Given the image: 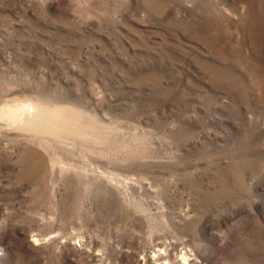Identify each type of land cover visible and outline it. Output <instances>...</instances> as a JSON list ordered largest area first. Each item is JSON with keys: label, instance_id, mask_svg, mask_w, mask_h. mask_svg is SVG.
<instances>
[{"label": "rangeland", "instance_id": "374dc122", "mask_svg": "<svg viewBox=\"0 0 264 264\" xmlns=\"http://www.w3.org/2000/svg\"><path fill=\"white\" fill-rule=\"evenodd\" d=\"M0 107V264H264V0H0Z\"/></svg>", "mask_w": 264, "mask_h": 264}, {"label": "bare ground", "instance_id": "6f19581e", "mask_svg": "<svg viewBox=\"0 0 264 264\" xmlns=\"http://www.w3.org/2000/svg\"><path fill=\"white\" fill-rule=\"evenodd\" d=\"M18 102V101H17ZM24 105V104H23ZM27 106V105H26ZM4 107V106H3ZM12 107V106H11ZM30 108V107H29ZM59 108V107H58ZM0 109H1V107H0ZM30 109H32V108H30ZM30 109H29V111H30ZM23 110H25V111H27L26 110V108H18V109H11V108H8V109H6V110H2L1 112H0V118H5L6 120H8V122H9V124H11V125H14V126H17V123L18 122H20V121H22V120H20V119H22V115H21V112L23 111ZM60 110V109H59ZM66 111V110H65ZM31 112V111H30ZM54 112V111H53ZM58 112V111H57ZM60 112V111H59ZM71 113V112H70ZM73 114V113H72ZM32 115H34L33 117H35V113L34 114H31V116ZM29 116H30V114H29ZM25 118V117H24ZM38 118V116H36L35 117V119H37ZM51 118V117H50ZM57 118V117H56ZM55 118V119H56ZM64 118V117H63ZM69 118V117H68ZM3 120V119H2ZM1 120V121H2ZM75 120V119H74ZM55 121V120H54ZM68 121V120H67ZM23 122V121H22ZM44 122H46V121H44ZM44 122H42V123H44ZM51 122V121H50ZM50 122L48 121V123H49V125H50ZM56 122V121H55ZM61 122V121H60ZM65 122V121H64ZM69 122V121H68ZM78 122V121H77ZM6 123V122H5ZM57 124V123H56ZM65 124V123H64ZM74 124V123H73ZM45 126H47L46 125V123L44 124ZM49 125H48V127H49ZM55 125V124H54ZM76 125V124H75ZM19 126V125H18ZM26 126H29V128L30 129H33L34 128V126H32L31 124H30V122H24V124H23V127L22 128H26ZM8 127H10V126H8ZM22 128H20V129H22ZM50 128V127H49ZM61 128V127H60ZM59 128V129H60ZM66 128V127H65ZM75 128V127H74ZM19 129V128H18ZM41 128H39V131H41L40 130ZM50 129H52V128H50ZM72 129V128H71ZM35 130V129H34ZM37 131V130H36ZM43 131H44V129H43ZM42 131V132H43ZM48 131V130H47ZM55 131V130H54ZM45 132H46V130H45ZM44 132V133H45ZM64 132V131H63ZM43 133V134H44ZM42 134V135H43ZM48 134V136H49V132L47 133ZM46 134V135H47ZM53 134V133H52ZM88 134V133H87ZM64 135V134H63ZM57 137H59V136H57ZM60 137H61V135H60ZM90 137V136H89ZM62 138V137H61ZM41 139V138H40ZM63 139V138H62ZM89 139V138H88ZM57 140H58V138H57ZM43 143V142H42ZM45 144V143H44ZM46 146V145H45ZM44 146V147H45ZM49 147V146H48ZM47 147V148H48ZM46 148V149H47Z\"/></svg>", "mask_w": 264, "mask_h": 264}]
</instances>
